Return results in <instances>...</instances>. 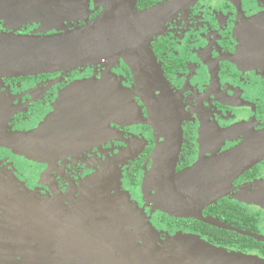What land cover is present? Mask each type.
<instances>
[{
	"label": "flooded vegetation",
	"instance_id": "af4514ba",
	"mask_svg": "<svg viewBox=\"0 0 264 264\" xmlns=\"http://www.w3.org/2000/svg\"><path fill=\"white\" fill-rule=\"evenodd\" d=\"M72 1L0 0V32L66 34L105 10L103 0ZM134 1L136 12L145 14L137 29L110 38L96 32L98 55L87 65L0 79V134L28 135L29 148L46 153L33 158L0 144V264H83L73 248L88 233L110 232L119 214L129 237L148 220L161 240L182 233L216 245L208 228L214 226L165 214L146 195L156 140L124 55L149 42L182 127L176 173L200 166L192 180L204 182L264 130V51L242 32L264 15V0ZM260 183L264 159L202 216L264 237Z\"/></svg>",
	"mask_w": 264,
	"mask_h": 264
},
{
	"label": "water",
	"instance_id": "95a60500",
	"mask_svg": "<svg viewBox=\"0 0 264 264\" xmlns=\"http://www.w3.org/2000/svg\"><path fill=\"white\" fill-rule=\"evenodd\" d=\"M65 2L77 3L72 0ZM103 3L105 10L97 21L66 34L28 36L0 32V79L58 72L87 65L98 55L93 51L96 32L102 30L108 38L112 32H134L136 24L145 15L136 12L134 0H103ZM4 9L0 4V12ZM242 32L248 43L256 42L254 44L264 51V15L246 23ZM124 58L135 74L149 113L147 124L153 128L156 140V148L151 156L152 169L144 181L148 199L160 211L172 217L197 218L216 228L264 242V237L237 230L218 219L202 216L206 207L226 196L233 181L242 172L264 159V130L247 139L239 150L225 157L226 162L220 164V171H223L220 173L219 169L212 170L204 182L192 180L200 166L196 170L177 174L182 127L170 88L156 63L149 42L146 48L142 46L140 51L128 52ZM45 128L41 129V136L47 131ZM0 144L33 158H42L46 154L44 149L29 148L28 135L4 132L0 134ZM245 155L248 158L241 166L235 165ZM201 165L204 166V163ZM257 187L262 190L256 204L264 209V183ZM122 217L121 214L114 216L115 226L110 232L101 236L88 233L73 248V253L83 257V264H264V258L260 256L216 246L195 235L181 233L165 236L161 240L148 220L138 224L135 238L129 237Z\"/></svg>",
	"mask_w": 264,
	"mask_h": 264
},
{
	"label": "trees",
	"instance_id": "16d2710c",
	"mask_svg": "<svg viewBox=\"0 0 264 264\" xmlns=\"http://www.w3.org/2000/svg\"><path fill=\"white\" fill-rule=\"evenodd\" d=\"M208 228L214 232H211L210 240L216 245H220L226 248H234L248 253L249 251L257 250L260 256L264 257V244L258 243L250 237L242 236L236 232L218 229L215 227ZM236 243L240 246H235Z\"/></svg>",
	"mask_w": 264,
	"mask_h": 264
}]
</instances>
